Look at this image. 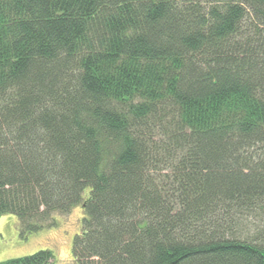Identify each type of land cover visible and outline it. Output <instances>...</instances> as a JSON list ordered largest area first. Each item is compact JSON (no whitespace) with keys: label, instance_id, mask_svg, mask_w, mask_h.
<instances>
[{"label":"trees","instance_id":"trees-1","mask_svg":"<svg viewBox=\"0 0 264 264\" xmlns=\"http://www.w3.org/2000/svg\"><path fill=\"white\" fill-rule=\"evenodd\" d=\"M77 205L76 264H264V0H0V216Z\"/></svg>","mask_w":264,"mask_h":264},{"label":"rangeland","instance_id":"rangeland-1","mask_svg":"<svg viewBox=\"0 0 264 264\" xmlns=\"http://www.w3.org/2000/svg\"><path fill=\"white\" fill-rule=\"evenodd\" d=\"M88 188L84 194H88ZM83 211L80 205L69 213H56L55 224L38 231L20 235L17 217L13 214L0 216V264L11 258L49 249L53 254L52 264H76L72 253L73 239L81 231Z\"/></svg>","mask_w":264,"mask_h":264}]
</instances>
